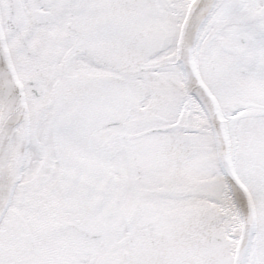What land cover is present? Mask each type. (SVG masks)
<instances>
[{"label":"snow or ice","instance_id":"1","mask_svg":"<svg viewBox=\"0 0 264 264\" xmlns=\"http://www.w3.org/2000/svg\"><path fill=\"white\" fill-rule=\"evenodd\" d=\"M0 264H264V0H0Z\"/></svg>","mask_w":264,"mask_h":264}]
</instances>
